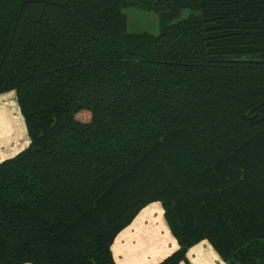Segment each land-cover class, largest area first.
Returning <instances> with one entry per match:
<instances>
[{"label":"trees","instance_id":"16d2710c","mask_svg":"<svg viewBox=\"0 0 264 264\" xmlns=\"http://www.w3.org/2000/svg\"><path fill=\"white\" fill-rule=\"evenodd\" d=\"M129 7L169 23L130 33ZM9 91L29 145L0 156V264H116L153 202L158 264L203 240L264 264V0H0Z\"/></svg>","mask_w":264,"mask_h":264},{"label":"crops","instance_id":"0c3cea01","mask_svg":"<svg viewBox=\"0 0 264 264\" xmlns=\"http://www.w3.org/2000/svg\"><path fill=\"white\" fill-rule=\"evenodd\" d=\"M7 97L11 103L3 102ZM18 109V119L14 116ZM19 121V122H18ZM15 91L0 94V156L12 157L29 145ZM179 249L160 202L145 206L112 244L116 264H158ZM180 264H226L207 240L187 251Z\"/></svg>","mask_w":264,"mask_h":264},{"label":"rangeland","instance_id":"374dc122","mask_svg":"<svg viewBox=\"0 0 264 264\" xmlns=\"http://www.w3.org/2000/svg\"><path fill=\"white\" fill-rule=\"evenodd\" d=\"M123 12L127 16L128 32L135 34L150 33L153 35H158L162 31L164 25H166V23L168 24V21L170 20V17L165 12L144 11L134 7L123 9ZM189 15L190 10L184 9L181 11L180 17L186 18ZM9 98L4 97L2 100L4 103H11ZM14 110L16 113L14 114V117L19 120L20 117H18V109Z\"/></svg>","mask_w":264,"mask_h":264}]
</instances>
